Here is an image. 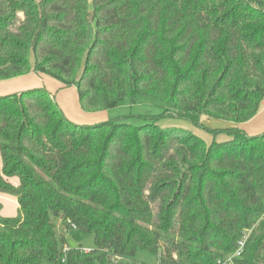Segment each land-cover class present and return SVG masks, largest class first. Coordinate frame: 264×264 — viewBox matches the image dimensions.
I'll return each instance as SVG.
<instances>
[{"label": "trees", "instance_id": "1", "mask_svg": "<svg viewBox=\"0 0 264 264\" xmlns=\"http://www.w3.org/2000/svg\"><path fill=\"white\" fill-rule=\"evenodd\" d=\"M30 73L88 113L150 97L212 140L72 123L43 88L0 96V193L17 202L0 204V264H137L138 249L216 264L245 235L234 264H264V132L239 127L264 101V0H0V81ZM72 226L93 249L67 244Z\"/></svg>", "mask_w": 264, "mask_h": 264}, {"label": "rangeland", "instance_id": "2", "mask_svg": "<svg viewBox=\"0 0 264 264\" xmlns=\"http://www.w3.org/2000/svg\"><path fill=\"white\" fill-rule=\"evenodd\" d=\"M22 18V14L17 13L16 23L19 24ZM25 76L26 77L21 79H17L19 78L17 77L0 81V96L19 93L32 88H43L51 93L61 111L72 123L91 125L108 119H122L131 125L140 126L146 122H155L162 128L192 132L207 143L212 140V135L201 128L193 126L186 120L162 118L161 115L166 104L158 102L150 97L138 96L134 103L126 101L109 110L88 113L81 109L75 87L64 88L60 82L43 74L30 73ZM262 111L264 112V107ZM255 119H257V122L254 123L253 130L257 131V134H260L264 132V114ZM201 122L210 128H221L226 125L223 121L211 118H203ZM239 127L241 129L246 128L243 124H240ZM250 131L249 126H247V132L249 133ZM225 139H227V137L224 135H218L216 137L218 141H223ZM0 195L2 215H17V202L14 196L4 193H0ZM66 241L70 247L81 245L85 250L94 248L93 236L76 229H70L66 232ZM134 259L137 261V264H157L158 262L156 255L141 249L136 251Z\"/></svg>", "mask_w": 264, "mask_h": 264}, {"label": "built area", "instance_id": "3", "mask_svg": "<svg viewBox=\"0 0 264 264\" xmlns=\"http://www.w3.org/2000/svg\"><path fill=\"white\" fill-rule=\"evenodd\" d=\"M72 229H76L75 226H72ZM247 240V235L243 236L237 243L236 251L225 258H220L216 261V264H234V259L239 257L243 251V247ZM87 251V250H86Z\"/></svg>", "mask_w": 264, "mask_h": 264}, {"label": "crops", "instance_id": "4", "mask_svg": "<svg viewBox=\"0 0 264 264\" xmlns=\"http://www.w3.org/2000/svg\"><path fill=\"white\" fill-rule=\"evenodd\" d=\"M24 77H26V76H22V77H19V78H17V79H21V78H24ZM16 79V80H17ZM263 107H264V101L262 102V104H261V108H260V110H259V112L252 118V119H250V120H248L247 122H245V123H242L243 124V126H245L246 128H244L243 130L247 133V134H249V135H254V134H257L258 132L257 131H254L253 130V125H254V123L255 122H257V119H255V118H259V116H261V115H263L264 114V112L262 111V109H263ZM254 120V121H253ZM252 122V123H251ZM247 126H249V128H250V130L252 131H250L249 133L247 132ZM1 196V195H0ZM16 201V200H15ZM1 212H2V210H1ZM2 214V213H1Z\"/></svg>", "mask_w": 264, "mask_h": 264}]
</instances>
